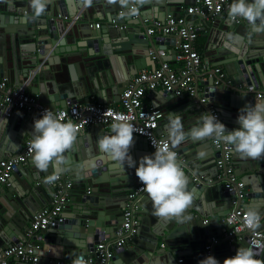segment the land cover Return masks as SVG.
<instances>
[{
	"label": "water",
	"instance_id": "95a60500",
	"mask_svg": "<svg viewBox=\"0 0 264 264\" xmlns=\"http://www.w3.org/2000/svg\"><path fill=\"white\" fill-rule=\"evenodd\" d=\"M71 2L49 0L46 13L36 17L29 0H0V77L7 78L8 72H12L15 77L19 74L25 80L29 78L24 89L52 109L65 107L68 102H88L91 95L97 103L112 104L119 100L125 85L139 70L148 66L155 68L150 52L165 49L171 37H175L148 35L144 19L178 16L183 0H144L143 4L133 2L128 6L92 0L90 6H106L109 12L106 20L109 23L104 21L100 28H93L89 23L68 26L64 16L71 17L82 6H89L86 0H74L72 12ZM130 5L136 7V18L116 15L119 9ZM220 25L225 41L212 50L210 40L216 37V28ZM206 37L203 63L221 66L232 85L225 88L224 82L214 84L215 74L208 76L209 70L196 75V81L217 107L222 123L234 130L239 127L240 109L249 102L255 103L254 92L244 87L253 85L256 90H264V32H255L244 19L235 21L219 15L211 21ZM175 52L168 51L165 58L172 62ZM69 60L71 64L67 63ZM201 76L204 78L199 79ZM234 84L241 85L242 89L233 87ZM152 95L165 114L155 129L157 135L168 139L165 125L170 113L182 117L185 131L196 126L201 112L192 97L166 90H154ZM18 125L23 130L15 137L5 134L9 127ZM30 127L33 128L30 118L21 113L3 116L0 104V158L22 147L24 139L32 135ZM110 129L101 124L85 127L79 132L73 149L65 153L62 163L40 171L33 164L32 154L27 163L15 167L6 183H0V249L24 239V231L33 216L46 205L40 185H46L45 178L54 173L68 177L72 181L71 191L76 195L70 193L66 212H61L53 225L39 230L34 242L48 253L52 248H45L46 243L64 256L72 257L74 253L85 256L98 242L116 238L128 194L141 182L134 168L120 167L99 150V137L111 135ZM134 139L130 154L138 167L139 160L153 154V150L145 137L134 134ZM176 150L193 193V204L187 212L191 219L181 222L157 218L148 194H141L136 201L137 231L115 250L110 264H200L206 258L205 245L211 237L219 238L222 233V218L234 205L233 195L225 190L223 180L216 178L220 150L211 139H189ZM232 157L234 169H239L237 175L247 191L245 198L250 209L245 207L261 216L260 228L264 230V159L243 160L233 151ZM239 247L251 246L247 238L236 242L219 239L213 244L212 253L224 264ZM254 249L259 252L256 258L264 260V249ZM58 264L69 262L62 260Z\"/></svg>",
	"mask_w": 264,
	"mask_h": 264
},
{
	"label": "built area",
	"instance_id": "2783aa9c",
	"mask_svg": "<svg viewBox=\"0 0 264 264\" xmlns=\"http://www.w3.org/2000/svg\"><path fill=\"white\" fill-rule=\"evenodd\" d=\"M232 2L233 0H194L191 4L184 6L183 12L178 16L168 15L163 20L145 18L144 22L147 24L146 32L148 35H172L178 38L174 57L178 65L170 64L165 58L166 51L163 48L154 52L151 51V58L158 62V66L154 69L139 70L125 85L116 105L97 102H68L65 107L52 109L47 104L39 101L36 95L27 92L23 86L10 85L6 77H0V104L3 106V116L27 114L34 129V119L40 118L45 109H51L55 113H62L65 120H71L78 126L80 131L95 124L111 127L113 122L123 117L126 121L135 125L136 132L134 134L147 139L148 146L153 150V153L155 151L153 144L159 146L169 141L163 135L155 133L158 122L164 113L159 108L144 104V98L148 91L166 90L175 95L185 94L194 99L201 115L211 112L221 121L217 107L197 84L196 75H202L203 72L209 70L211 73L208 76L215 74L214 84L224 82L225 88L231 87L232 81L227 79L221 66L210 67L203 63L202 55L196 47V39L199 33L196 22L203 20L211 22L219 15L229 17L228 9ZM132 9H135V14H129ZM124 14L132 18L138 16L134 5L119 9L116 13L118 17H122ZM63 18L69 19L67 16ZM232 20L241 21L243 18ZM69 21L74 24L78 21V18L72 16ZM99 25L100 22L90 23V26L95 28H98ZM203 78L204 76L199 77V79ZM233 87L242 89L241 85L234 84ZM244 88L248 92H254L255 98L264 99V90H256L253 85ZM32 139V135L28 136L19 150L12 155L0 158V183L7 182L18 164L27 163L33 154L29 149ZM211 142L220 150L216 160L218 169L216 178L222 179L225 190L233 195L232 204L234 207L222 218L224 227L219 238L211 237L210 242L205 245L206 258L213 256V244L218 242L219 239L236 242L247 238L249 246L264 249V230L259 227L252 231L244 224V220L249 213L245 204H242L247 191L244 182L235 172L232 149L231 147L226 148L222 142L213 139H211ZM175 151L179 156L178 151L176 149ZM56 174L59 178L53 184H47L53 187L49 204L33 216L24 231V239L0 249V264H9L13 258L27 263H36L40 259L41 248L37 242H34L35 237L39 230L53 225L59 219L60 213L68 203L72 188V181L68 177L59 173ZM194 180H198V178H194ZM142 187L143 185L140 183L128 194V200L122 213L123 221L115 234L116 238L112 241L102 240L98 242L94 249L84 256L87 264H110L115 250L122 247L126 240L137 231L139 219L136 213V201L141 194L146 193ZM236 251L237 248L233 251L231 257L236 254ZM60 262L61 260L56 261L57 264ZM69 264H72V261Z\"/></svg>",
	"mask_w": 264,
	"mask_h": 264
},
{
	"label": "clouds",
	"instance_id": "9594fccd",
	"mask_svg": "<svg viewBox=\"0 0 264 264\" xmlns=\"http://www.w3.org/2000/svg\"><path fill=\"white\" fill-rule=\"evenodd\" d=\"M117 2L121 6H128L133 2L143 4L144 0H108L110 4ZM29 3L34 15L40 17L46 13L49 0H29ZM86 3L91 5L92 0H86ZM129 14H135V9ZM228 16L232 19L243 18L255 32H264V0H233ZM237 123L239 127L229 130L215 114L209 112L199 116L196 126L185 131L182 117L170 113L165 125L169 142L159 146L153 144L154 153L143 156L138 167L130 154L135 145L136 127L123 117L112 123V134L100 136L97 143L99 150L120 167L135 169L157 218L183 222L191 219L187 212L193 204V193L189 190L188 177L175 149L189 139H213L222 142L226 148L231 147L234 154L243 160L264 159V99L257 97L254 104L249 102L242 107ZM79 132L78 126L71 120L66 121L62 113L45 109L40 118L34 119L33 139L29 146L34 166L40 171H47L50 166L62 163L66 158L65 153L73 149ZM58 178L54 173L46 177L45 183L51 185ZM244 224L254 231L260 227V215L250 210ZM258 256L259 252L253 247H239L234 256L224 260V264H264V260L256 258ZM72 264H87V261L83 254L74 253ZM200 264L220 262L214 256H208Z\"/></svg>",
	"mask_w": 264,
	"mask_h": 264
},
{
	"label": "crops",
	"instance_id": "0c3cea01",
	"mask_svg": "<svg viewBox=\"0 0 264 264\" xmlns=\"http://www.w3.org/2000/svg\"><path fill=\"white\" fill-rule=\"evenodd\" d=\"M71 1H72L71 2V6H72V9H73L72 12H74V10H75L74 5L76 3H73L74 0H71ZM193 1L194 0H183V2H182V8H181L180 13L183 12V7L184 6H186L188 4H191ZM52 5H54V3ZM85 7L86 6H82L75 13V15H72V16H75V17L77 16V18H78V21L76 23H74V24H85L86 25V23H89L90 24V23L100 22V25H99V28H100L103 23H105V22L109 23L108 21H106L108 15H109V12H106V6H102V5L96 4V5H92V6L89 5L86 8ZM223 17L228 18L226 15H223ZM69 20L67 19L68 26L73 25V24H71V22ZM196 24L198 26V32H199L198 33V37L196 39V47H197L198 51L201 53L202 59H203V54L202 53H203L204 45H205V42H206V39H207L206 34L209 31L211 22L210 21H206V23H204L203 21H197ZM93 28H95V27H93ZM222 29L223 28L221 27V25L218 28H216V31H217L216 32V37L213 38L212 41L210 40L211 47L214 48L212 50H215L216 47H221L222 43H224V41H225L223 39V37H221ZM217 35H219V36H217ZM177 44H178V41L175 39V37H171L170 41L168 42V44L166 45V48L164 50L166 51V53L168 51L173 50V49L176 50ZM171 61L172 62H170V64H172L174 66H177L178 65V62H176L175 59H172ZM67 63L68 64H71L72 61L69 60V61H67ZM157 66H158V62L155 61V67H157ZM146 68L147 69H151L150 66H148ZM146 68H143V69H146ZM71 69H72V72L73 71L75 72V69L74 68H71ZM123 69H124V71H126V68L125 67H123ZM17 78L19 79L20 82H18ZM7 79H8V83L10 85H13V86H15L17 83H20V86H23V87L24 86H27L29 84V78L27 80H25L19 74H18V77H15V75L12 72H8ZM255 100H256V98H255ZM118 101L119 100H117L116 102H113L112 104L113 105H116V104H118ZM94 102H97L96 97L94 95H91V96H89V101L88 102H85V103H94ZM144 104L151 105V106H154L156 108H159L164 113L163 108H161L160 106H157V102H156V99L154 98V95H152V91H148L147 92L146 97L144 98ZM23 115L25 117H27L28 120H29V116L27 114H23ZM164 115L165 114H163V117L160 119V121L164 118ZM21 130H23V128L21 126H19V125L17 126V128L14 127V126H11V127H9L6 130V133L5 134H7L8 136H10V137L13 138ZM33 130L34 129L31 128V127L29 128V131H31V132H33ZM160 135H162V134H160ZM233 163H235V160L234 159H233ZM238 171H239V169L235 168L236 174L239 173ZM239 178H240V176H239ZM40 186H41L40 188L42 190V195H43L42 197L44 199V202H46V205H48L49 202H50V200H51V196H52L51 194H52V191H53V187H51V186H49L47 184L46 185H40ZM71 194L72 195H76V193H75L74 190L71 191ZM247 201H248V199L245 198L243 200V203L245 204V206L248 209H250L248 207ZM66 206L68 207V205H66ZM62 212L63 213L66 212V207L63 209ZM213 229H214V227H213ZM48 247H51L52 250H50V252L48 253V252H46V250L44 251L43 249H41V254L42 255H41L40 259L36 263H31V264H45V263L46 264H49V263L50 264H53L54 261H56V260H61V261L63 260L64 263H67V262L70 263V261H72V257H70V256H64L63 253L60 252V250H57V248H55L54 246H52V244L49 245V244L46 243L45 244V248H48ZM55 253H58L59 255H57ZM21 262L22 261H17V260H14V258H13V259L10 260V263L9 264H21Z\"/></svg>",
	"mask_w": 264,
	"mask_h": 264
}]
</instances>
